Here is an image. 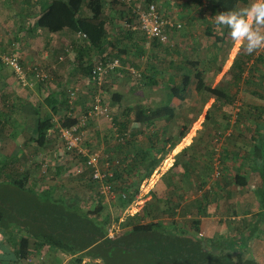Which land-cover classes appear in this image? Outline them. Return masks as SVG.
<instances>
[{
  "label": "trees",
  "instance_id": "obj_1",
  "mask_svg": "<svg viewBox=\"0 0 264 264\" xmlns=\"http://www.w3.org/2000/svg\"><path fill=\"white\" fill-rule=\"evenodd\" d=\"M116 1L49 0L47 2L46 0L45 2L44 0H38L35 4L38 7V9H35L37 12V18L34 22L35 28L48 33L70 31L82 37L85 44H79V47H76L77 52L75 51V61L77 65L81 66L80 74L84 78L69 85V88L64 86L62 89L61 86L59 89L65 93L58 90L59 96L61 93L59 99L61 100L64 96L65 101H57L58 95H56L54 96L56 104L51 105L52 113L56 114L58 108L62 107V109H66L67 114L59 117V123L51 119L50 114L42 119L37 117L34 127L36 137L33 140L36 142L37 147L40 148V152L43 153V147L46 144L45 137L49 135L52 138H56L59 148L62 149L61 155H65L68 159L71 157L72 166H80L81 172L72 175L69 172L72 167L69 163L71 166L67 167L69 177H73V180L77 179L80 183L85 184L86 187L94 186L96 190L97 185L91 179L93 168L91 166L85 167L87 158L78 155L75 150L67 151L64 149V145L58 135V127L70 129L73 126H77L78 132L82 133L83 144L90 153L95 152L90 147V145H93L92 141H96L99 144L104 139L105 143H108L113 138L93 133L95 131L90 129L89 122L96 116H86L85 121L80 124L82 116L86 115L91 106H93L92 97L99 92L90 80L91 66L94 61H104L105 59L108 61H112L113 59L119 60L120 68L109 71L107 77L121 71V74L124 72L133 81L140 82L142 79L146 80V84L148 85H157L162 80H167L169 83L166 87L168 90H166L165 97L168 99L174 98L183 102L189 99L195 91L203 93L207 98L213 99L214 103L222 102L225 105L232 106L237 100L238 95L237 91L228 90L227 85H224V83H219L213 88L205 83V71L200 69V63L197 60L187 58H183V61L182 59L179 60L178 63L182 64L183 70L179 73L177 80L174 79V76L156 78L155 76L162 72L158 71L160 65H151L149 62H147V65L150 66L148 68L149 71L139 72L138 63L134 62V59H139L143 54H147V51L138 43L150 41L152 45L159 41L157 39L147 40L139 34L136 35L132 32L127 26V23L131 22L135 17L130 7H125V12L117 13L113 17H110V14H105L110 6L116 4ZM140 1L141 6L145 7V5L151 3L157 5L163 0ZM208 1L212 4L210 7L212 15H219L221 13L226 15L235 11L238 4L246 5L248 3V0ZM172 2L177 7L185 3L182 0H172ZM83 9H86L88 14L82 13ZM159 10L164 15L165 12L160 8ZM108 21H112V24L116 26V34L114 33L115 31L113 32L110 29V32L115 34L114 37L109 36V30L106 31L105 25ZM123 23L125 26H123ZM166 30L168 33L172 30L174 32L182 30V25L179 29L176 27L169 29L166 26ZM205 35L212 39L213 44L216 46L215 48L219 49L228 36V32L225 30L223 33L218 34L211 30V28H206ZM125 40L132 43H125ZM136 41L138 43L134 46L133 43ZM130 45L133 46V52L136 55L133 57V61L130 62V66L126 68L121 64V56L128 54L127 48ZM166 50L164 54H167ZM92 52L94 56L91 54ZM2 53L6 54L4 51ZM148 55L151 54L149 53ZM153 57L155 56H149V61H153ZM208 60L215 62L216 56L211 54ZM237 60L238 58L235 57L231 65L232 69L235 68ZM18 62L24 66L21 59H18ZM163 62L165 65L167 64L163 69L173 66V63L165 60V58H163ZM159 63L162 64L160 61ZM0 67L10 68L1 60ZM130 68L138 76H131ZM219 70L220 68L217 67L216 71L218 72ZM242 73L243 69H240L237 70L236 74L231 76L233 83L238 84ZM254 79V75H249L247 82L249 84L254 83L253 86H257V81ZM48 80L49 78L46 76L40 83L48 82ZM81 83H87L88 89L92 88L89 91V94H91L90 103L82 113L79 115L76 113L75 115L72 105L82 92V88H80ZM110 83L111 80L109 83H104L103 88L107 89L103 90L101 88L99 95L104 98L106 101L104 103L108 106V115L115 131L117 144L114 150L108 146L107 152L102 149L96 151L99 152L98 163L100 170L107 175L110 174V176L106 177V182L112 185L111 188L116 194L115 201L118 203L120 214V212L134 202L135 196L138 194L140 181L148 178L161 160H147V153L143 152L140 148L142 145L139 146L140 150L138 154L136 153L139 155L138 159L130 158L124 151L126 141L135 131L138 133L151 130L155 121L172 119L175 109L168 105L159 107L154 105V107L149 108L133 105L132 107H125L119 113V110H121H118L121 104V95L109 90ZM76 87H78L76 98L71 103H68L69 93ZM28 107L33 111V114L38 116V111L34 107H30L29 105ZM236 108L238 111L234 115V122L242 120L244 117L240 115L241 105ZM203 120V123H211L213 129L214 127L223 129L213 135L211 132L212 136L222 134L228 128L230 122L229 117L226 116L223 119L224 122L221 123L215 114L209 110L205 112ZM131 122H133L132 125L134 126L129 125ZM5 128V125H1L0 127L1 144L4 141L3 135H6L4 134L6 132ZM185 128L180 130L178 135L173 138L163 133V143H169V148L174 146L176 141H179L186 135L188 127ZM227 136H231V133H228ZM158 137L156 132L155 134L152 132L146 137L149 142L147 149L151 151L155 150L159 142ZM219 140L220 137H215L212 140L213 145L219 144L216 143ZM209 142L211 143V141ZM209 142L207 143L209 144ZM97 144H95V147H99ZM188 151L190 152L191 148L187 147L176 155L174 164L178 165L179 156H184V153ZM211 153L206 154L201 152L198 155L199 157L195 156V152L185 154L186 157L183 158L184 161L180 164L182 165V169L178 174V180L173 181L170 175L172 185H166L167 190H170L174 194V197L166 198L162 194L150 191V200L144 203L137 215H126L119 219V214H116L114 221L118 232L114 236H109V229L111 227L113 230L115 229V227L111 226V215L106 212L105 206L97 203L100 197L98 191L95 194L96 196L98 195V199H96L94 207L86 208L81 200V195L78 193L64 196L57 193L54 186L47 187L46 185L38 189L34 186L26 185L25 181L15 180V178L9 177L8 174L0 172V264H34L35 254L43 247H47L70 258L66 264H81L84 260L92 261L94 264H264V260L254 259L251 254L248 245L250 235L246 236L237 232V234L230 236H199V218L207 215V207L213 203L212 200L214 201L216 199L215 196L218 194V192L213 193L211 189L203 190L207 184L203 175L207 172L211 173L213 169ZM252 154L254 155L255 151ZM13 156L18 155L13 154L10 157L0 155V165L5 166L6 160ZM254 157L252 156V159ZM186 158L187 160H185ZM192 160L198 161L201 164V173L189 167V163ZM44 162L45 157H41L39 159L40 167H42ZM222 162V158H219L217 161L219 168L216 173L217 177L213 181L215 185L220 183L223 171ZM47 166L48 162L46 168ZM144 166L147 170V173L144 175L133 173L139 171L140 168H144ZM58 167L60 169L63 168L61 165ZM193 177H196V180ZM23 178L22 180L26 179V177ZM233 180L238 186L247 184L244 176H239V174H236ZM183 183L188 184L187 189L181 186ZM201 191L202 193H200ZM254 194L259 203V210L263 212L257 214L255 224L244 227L250 231L249 234H252L256 230V227L264 220V187H258ZM196 195L197 197L190 198ZM90 198L92 196L88 199L90 200ZM115 201H110L109 203H115ZM187 213L193 214L188 218L185 216ZM29 257H31V260L27 262L26 259Z\"/></svg>",
  "mask_w": 264,
  "mask_h": 264
},
{
  "label": "crops",
  "instance_id": "obj_2",
  "mask_svg": "<svg viewBox=\"0 0 264 264\" xmlns=\"http://www.w3.org/2000/svg\"><path fill=\"white\" fill-rule=\"evenodd\" d=\"M37 1L38 0H33V1L30 0L28 3H26L27 0H24V4L25 3L26 4L23 5L22 0H18V4H20V7L16 11V13L14 12L7 13V11L5 12L4 11L5 5H3L2 2L0 3V24L4 25V26L0 25V43H15L16 44L13 47H11L12 46L11 44L7 45V47L2 45V47L5 49H2L1 52H3L4 50V52L6 53H16L17 55L20 56V59L22 63L24 64V66L28 67L29 65L31 66L36 65L38 67H41L42 71L46 73L47 78H49L48 82H45V83L33 81L31 82L32 83L31 88L28 87V88L23 89L18 86L17 79L14 76L10 68L0 67V97L9 96V93L11 92L10 96H13V98L15 99H19V103L22 106L29 105L30 107L35 108V104L32 101V99L38 100V103L41 102L40 104L47 106V109H45L44 112L41 114L39 113V110L35 108L38 111V116L35 115V118L32 120V122L34 123V127L36 124L37 117L42 119L48 114H50L51 119L54 120V115H57L59 113L64 114L65 112H67L66 109H62L61 107V108H58L56 114H54L51 112L52 111L51 105L56 104L55 97H54L56 95H58L57 101L59 102L65 101L64 96L63 98H61L62 101L59 99V97H61V93L59 96L58 90H60L59 88L61 86L63 89L65 84H67L68 86L66 87L69 88V83H70L69 81L74 80L77 82L78 80H81L84 78L80 74L81 66L77 65L75 61V56H76L75 51L77 52L76 47L78 48L79 44L81 45L85 44V41L82 39V37L70 31L48 33L38 28H35L34 22L37 18L35 4ZM44 1L46 2V0ZM48 1L49 0H47V2ZM182 1H184L185 3H183L182 6H179V7H177V5H173L172 0H163L162 4L160 3L157 4V6L160 9H162L163 12H165L164 14H166L167 16L170 14L172 15L175 14V16L179 19L180 23H182V30L175 31L174 33L170 32L168 34L169 39L167 41H170L171 37H173V35L177 32L176 33L177 35L175 34L174 42L166 43L169 47H167L166 44H161L162 47L159 49L160 44L157 45L155 43L151 45V43H138V41L133 43V45L136 46V43L140 44V46L146 49L147 53L153 47H155V49L159 51L157 53L159 54L158 55L159 58H161V55L163 54L161 49H163L164 52L166 49H168L169 50L168 57H170L171 54L178 55L179 59L177 61L183 58L181 53L179 54V52H182L183 49H185V47L187 51H189V53L193 57L208 58V56H210L211 54L213 56H217V53H216L217 51H214V50H218V48H215L216 46L214 44H212V48H213L212 51L207 52V51H199L200 47H196L195 45H193V43H189L187 45H184L185 43H181V42H187V43L191 42V37L189 41H186V40L189 35L193 34V31L191 30H195V28H197L198 26H192L189 28L188 26L196 24V22H199L202 19V16H205L207 14L206 12H203V11L201 12L200 9L202 10V8L198 7L199 3L200 4L204 3L206 0H182ZM14 2L15 1L13 0V3ZM87 12L88 11L86 9H83L82 11V13H85V14H88ZM105 14H110V17H113V15L117 13H115L110 6L106 10ZM4 16L7 17L6 22L4 20L5 19ZM112 23H113L112 21L106 22L105 28H106V31L109 30L108 31L110 34L109 36L114 37L117 30H116V26H114ZM110 29H112L111 31L113 32L115 31L114 32L115 34L111 33ZM205 31H206V28H204L203 34H205ZM205 36L206 38H209L207 35ZM125 43H132V42L125 40ZM127 51L129 52H127L128 54L126 56H121V59H122L121 64L125 66L126 68L130 66V62L133 61L134 59L133 57L136 55L133 52V46L131 45L130 47L127 48ZM155 52L156 51H154L153 49L154 54ZM91 54L93 55L94 53L92 52ZM152 56H155V55H152ZM158 57L157 56L153 57V61H149V63L151 65H154L155 58L158 61L159 59ZM143 58H144V54L139 58V61ZM163 58H165V60L168 61V58H166V55H163ZM174 58L171 59L172 61L171 60L169 61L174 62ZM183 60L184 59H182V61ZM148 67L149 66H147V70L149 71ZM221 72L219 73L221 74ZM244 76L245 74L241 76L240 81H243L244 78L248 80V77H244ZM52 77L58 79L56 80L54 84L53 82L52 84L50 82L53 79ZM128 79L131 80L128 75L126 76V74H124V72L123 74H121V71L113 74L112 78H110L111 83L109 84L110 86L109 90L114 91V90L120 89L121 92L119 91H115V92L121 95V101H122V95L123 94L125 95L126 92H128V89L130 88V87L127 88V86L123 87L121 84L124 81L127 82ZM174 79H176V77H174ZM256 81H257V84H256L257 86L253 88L244 89L243 87L241 88L239 86V84L240 85L242 84L238 83L239 87L232 89L233 92H236V91L238 92L237 100H241L239 104L241 105V108H242L240 115L244 117L242 118V120H238L236 122H234V120H231L229 122L228 128L230 129L228 133H231V136L224 137V139L222 140V146H221V152H220V155L223 161L222 162L223 171H222V175L220 178V183L215 185L213 182L214 180L211 179L212 181L207 182L206 186L203 188V190L211 189L213 190L212 191L213 193L218 192V194L217 196H215L216 199L214 201L212 200L213 203H211L207 207V210H206L207 215L201 216L199 218V221H200L199 227L200 229H202L205 222L207 224L210 222V219L211 220L216 219L215 217L210 218L211 217L210 215L218 216L216 221H214L215 225H214L213 230H211V227H208L210 230L209 232L212 233L211 235H206L208 237H213V236L218 237L220 235L230 236V235H233L235 232L245 234L246 236L250 235V238L248 239V245H249V249L254 259H257L260 256L264 255L262 254L263 252H261L262 250L257 251L255 248V246L260 247V244L262 243L261 241L264 239V220L256 227V230L252 234H249L250 231L244 227L245 226L248 227L252 224H255V222L257 221L255 217L257 216V214L263 212L259 210V203L254 194V192L258 189V187L259 188L264 187V90L262 91L261 84H260V78L256 79ZM73 82H71V84ZM135 83L136 82H134V84ZM80 85H81L80 88H82L80 99L78 100L76 99L74 101V104L72 105L74 107L73 113L75 115L76 113L77 115L82 113L90 103L91 94H89L90 93L89 91H91L92 88L88 89L87 83H81ZM227 86H230V84H227ZM256 87H260V89H256ZM227 89L229 90V88ZM60 91L62 93H65L62 90ZM85 95H88V96H85ZM40 98L42 100H40ZM166 99H167L166 100L167 102H164L161 105L169 102V107L174 108L172 103H174L176 99L174 98L173 99L166 98ZM85 100L87 101V103H85ZM212 102H213V99H212ZM151 107H154V106H151ZM31 113L33 114V111H31ZM119 113H121V111ZM25 119L26 118L24 117L23 121ZM132 123L133 122H131V124L129 123V125L134 126L132 125ZM175 123H178V125H182L181 118L179 114L176 112V110H175V113L172 119L170 120L161 119V120L155 121L153 123V126L151 127V130H148L145 132H138V133L135 131L134 134L130 135V137L126 141V144H125L126 146L124 148V151L130 158L132 157L134 159H138L139 155L137 154L141 148L143 152L147 153L146 154L147 160L148 159L149 160L161 159L159 164L155 167V169L158 168L157 169L158 172L156 173V170L154 169V171L150 174L148 178H144L142 180L143 182H147L150 178H153L152 175L154 174L155 176H158L157 179L162 180V177L166 174V172L172 166L174 162V157H176V155H178L183 149L187 147L190 148L191 140L194 138V137L193 138L190 137V134L185 136L184 138H181L179 141H176V144L172 146L171 148H169V145H170L169 143L167 144L163 143L162 135L163 133L166 135L165 133L166 129L169 130V134L167 135L168 136L170 135V137L173 138V137H176L175 136L176 127L182 128V126L181 127L173 126ZM89 124H90L89 125L90 129L95 131L93 133H99L100 136H104V137L107 135H109L110 137H113L110 140L111 142H108V143H105L104 139H102V141H100L99 144H97L96 141L94 143L97 144L100 147V149H102L103 151L107 152L108 146L110 149L114 150L115 145L117 144L116 143L117 141L115 139L116 135H115L114 128L111 125V120L104 118L103 116H99V117H95L94 119H92V121H90ZM152 132L154 134L156 132L157 136H159L158 137L159 142L156 145L155 150L151 151L147 149V144L149 142L147 141L146 137H148V135ZM170 132H172L173 134H170ZM194 134L196 133L194 132ZM46 138H48V140L49 138H51V140L54 139L49 135L46 136ZM2 143L4 142L2 141ZM207 145L212 146L213 144L209 142V144L207 143ZM139 146L141 147L139 148ZM208 146L206 148V151L204 152L200 149L198 150L197 147L192 145L193 148H191V152H195V156L197 157H199L198 155L201 154V152L208 154L209 153ZM38 150L39 152L37 153L38 154L41 153L40 148ZM254 151H255V154L253 155L252 152L254 153ZM21 154L22 152L17 154L18 155L17 157L18 158L21 157ZM10 156L12 155H9L7 157H10ZM252 156H255L254 159H252ZM167 160L171 162L166 163L167 165H165V161ZM24 164H27V163H24ZM27 166H28L27 169L31 171L30 165L27 164ZM161 168L162 170H160ZM133 173L144 175L145 173H147V170L144 166V168H140L139 171L133 172ZM236 174H239V176L241 175L244 176L247 184L243 186H238L237 184H235L234 183L235 181L233 179L236 176ZM166 175L164 176V178L167 177ZM20 177H28V172L26 171V174H23V175L20 174ZM193 178H195L196 180V177H193ZM29 183L30 181L28 182V184L26 183V185H29ZM185 184H186V187H185ZM30 186H34V185H30ZM183 186L186 189L188 188L187 183H184ZM152 191H155V189H153ZM200 193H202V191ZM250 195H252L253 199L251 201H248L247 199L250 198ZM150 197L151 196H147L144 199V202L145 201L147 202L150 199ZM193 197H197V195L191 196L192 199ZM139 209L140 207L138 209L134 208L133 210L134 212H136ZM191 214L193 213H187L185 216L190 218ZM233 229L235 231L234 233L231 232V230ZM45 254L55 255L56 253L54 254L52 250L46 247L45 248L43 247L40 251H38V253L35 254V256L36 257L39 256V258L41 259L42 258L41 255H45ZM69 259L70 258L66 257L63 260L62 264L66 263Z\"/></svg>",
  "mask_w": 264,
  "mask_h": 264
},
{
  "label": "rangeland",
  "instance_id": "obj_3",
  "mask_svg": "<svg viewBox=\"0 0 264 264\" xmlns=\"http://www.w3.org/2000/svg\"><path fill=\"white\" fill-rule=\"evenodd\" d=\"M15 2L13 3V0H0V3L2 2L4 6V11L7 13H16V11L19 9L20 4H18V0H14ZM30 0H27L26 3H28ZM33 1V0H31ZM110 1V0H109ZM112 1V0H111ZM116 1V0H115ZM259 2V0H248V3L246 5L243 4H239V6H237L236 10L225 15V17H227V19L225 21H218L216 19L217 15H212L211 14V3L206 0L204 3H199L198 7L202 8V10L200 9V11L202 12H206L207 14L205 16H202V19L199 22H196V24L193 25H189V27L192 26H198L197 28H195V30H191L193 31V34L189 35L186 41H189L190 37H191V42H181V43H185L184 45H187L189 43H193V45H195L196 47H200L199 51H207L210 52L212 51V44H213V40L210 38H206L205 34H203V30L204 28H211L215 33H223L225 30L226 32H228V36L225 38V40L223 41V43L220 46V49L216 50L217 52V56H216V61L215 62H210L208 60V58H197V57H193L189 51H187L186 47L185 49H183L182 52H179V54L181 53L183 58H187V59H191V60H197L200 63V69L205 71L204 74V80L205 83L209 84L210 87H216L219 83H224V85L230 84V86H227V88H229V90H232L233 88H237V87H243L244 89H248V88H253L255 86L254 83L253 84H249L246 80V78H244L243 81H238V83H241L242 85L233 83L232 81V75L236 74L237 70L243 69V73L242 76L245 74L244 77H249V75H254V77L256 79L260 78V84H261V88L262 91L264 90V45H262L261 47H259L258 49H256L255 51H253L251 54L248 53L245 50L244 44L246 45L248 43V40H234L233 36L234 35H240V28L241 26L245 23V21H247L249 24L252 25V32L257 33L258 36H264V23H260L258 21H253L252 20V15H251V10L257 5V3ZM25 3V4H26ZM160 4L163 3L159 2ZM158 3V4H159ZM209 3V4H208ZM22 4H24V0H22ZM125 7H127L126 5L120 3L119 1H116L115 5H112L111 8L115 13H120L122 11L125 12ZM11 9V10H9ZM36 9H38V7H36ZM4 12V14H5ZM172 15V14H170ZM175 15V14H174ZM164 16L166 17L167 15L164 14ZM185 16V15H184ZM5 17V22L7 17ZM204 17V18H203ZM177 18V17H176ZM200 18V17H198ZM178 19V18H177ZM179 20V19H178ZM1 25V24H0ZM182 25V23H181ZM4 26V25H1ZM110 26V25H109ZM233 28L236 29L235 33L233 32ZM174 33V31L172 30L171 33ZM177 33V32H176ZM175 33V34H176ZM175 34L173 35V37H171L170 41H166V42H156L157 43H173L174 42V38H175ZM177 35V34H176ZM169 39V38H168ZM146 43H150V41H147ZM12 45L11 47L15 46V43H0V53L2 49H5L2 47L5 46L7 47V45ZM159 45V44H157ZM167 47H169L166 44ZM162 47V45H159V49ZM153 49L155 52V54L153 53ZM14 50V49H13ZM4 51V50H3ZM161 51L163 52V54L161 55V58L158 57L159 54H157L159 51H157L155 48H152L147 54H144V58L141 59L139 61V59H134V62L138 63V67H139V72H143L145 70H147V62H149V56L155 55L157 56L159 59L157 61V63H155L156 61H154L155 64L160 65V68L158 71H162L160 72V74L156 75V78H162V77H167V76H174L176 77V80L179 76V73H181V71L183 70L182 68V64L179 62L178 63V59L179 56L175 55V54H171L170 57H168V53L169 50L167 49L166 51L167 54H164V50L161 49ZM180 51V50H178ZM151 55H148V54ZM16 54V53H14ZM184 54V56H183ZM190 54V55H189ZM17 55V54H16ZM163 55H166V58H168V61L173 59L174 57V62L173 66H171L168 69H163L164 67L167 66V64L165 65L163 62ZM174 56V57H173ZM190 56V57H189ZM17 57L20 59V56L17 55ZM209 57V56H208ZM238 58L236 64H235V68L232 69L231 65L232 62L234 60V58ZM182 58V59H183ZM155 60H157L155 58ZM176 60V61H175ZM61 61V60H59ZM159 61L162 62V64L159 63ZM172 61V60H171ZM169 65V64H168ZM31 65H29L28 67H30ZM25 68L27 66H24ZM219 67L220 70L217 72L216 68ZM150 68V66L148 67ZM157 71V72H158ZM222 71V72H221ZM221 72V74L219 73ZM260 75V76H259ZM112 77V75H110V77H107V80H110V78ZM222 77V78H221ZM53 78V77H52ZM56 78H53L50 82L53 84L56 82ZM74 80L69 81V85H71V82H73ZM133 80H129L127 82H123L121 85L123 87L127 86L128 92H126V94L122 95V101L121 104L119 105V111H123L125 107L129 106L132 107L133 105H139V106H143L146 108H149L151 106H158L161 105L164 102H167L166 100V94L167 93L166 87L168 86V82L167 80H162L161 82H159L157 85H148L146 84L147 81L142 79L140 82L137 81H133ZM222 81V82H221ZM18 82V81H17ZM49 82V83H50ZM58 82V81H57ZM134 82H136L134 84ZM73 83H76V81H74ZM72 83V84H73ZM131 83V84H129ZM108 85V84H107ZM18 86L21 88H25L23 86H21L18 83ZM32 84L30 86H26V87H30L31 88ZM65 86H68L67 84H65ZM117 89V88H115ZM256 89H260V87H256ZM103 90H106L105 88H103ZM111 91V90H110ZM114 91H119L121 92V90H114ZM164 91V92H163ZM11 93V92H10ZM6 96V97H0V127L1 125H5V131L3 135V139L4 143H0V155H17L19 153L22 152L21 157H17V156H13L10 159L6 160V165L1 166L0 165V172L2 173H6L8 174L9 177L11 178H15V180H20L22 182H26L28 184V182L30 181L29 185H34L36 188H41L43 187V185H46L47 187H52L54 186L55 191H57V193L64 195V196H68V195H73L78 193L79 195H81V200L83 202L84 207L89 208V207H94L96 199H98V195L96 196L95 194H97V190L96 188L91 186V187H86L85 184L80 183L77 179L73 180V177H69V173L67 171V167H69L70 165L72 166V161H71V157L70 159H68L65 155H61L62 154V149L59 148V145L56 141V138H54L53 140H51V138H46L45 143H47L43 149L44 152L42 153H37L39 152V148L36 145V142H34V138H35V133H34V123L32 122V120L35 118V114H32L31 111L29 110L28 105L22 106L19 103V99H15L13 98V96ZM88 96V95H85ZM165 98V99H164ZM77 100L80 99V96L76 98ZM75 99V100H76ZM40 100H42L40 98ZM74 100V101H75ZM2 101V103H1ZM32 101L35 104V108L37 110H39V113H43L45 109H47L46 105L40 104L38 103V100L32 99ZM87 101L85 100V103ZM241 102V100H236L234 105L232 106H228L225 105L222 102H212L211 98H207L203 93L200 92H193L192 96L181 102L179 100H175L173 104L176 112L179 114L180 118H181V123L182 125H178V123H175L173 126H179L182 128H177L175 130V136L178 135L179 131L184 129V127H188L187 131H186V135L190 134V137H194L191 140V144H190V148H193L192 145H194L195 147H197V149L202 150V151H206L205 149L207 148L208 145H206L207 141H211L212 139H214L215 137H220V140L216 143L219 144H215V145H209L208 150L209 152L211 151V155H212V159H213V169L211 171V173L207 172L205 175H203L204 179L206 180V182H211V178L213 180H215L216 173L218 170V164L217 161L220 157V152H221V141L222 139H224L225 136L228 135L229 129L227 128L224 130V132L218 136H212L214 133H216L217 131L223 130L222 128H217L213 126H211V123L205 122L203 123V119H204V115L205 112L207 110L211 111L212 113L215 114L216 118L222 123L224 122L223 119L228 116L229 120H234L235 118V113H237L236 111H238V109L236 107H239V103ZM163 105H168L169 106V102L165 103ZM161 105V106H163ZM67 112H65L64 114L59 113L57 115H54V121L56 123H59V117L61 115H66ZM230 115V116H229ZM233 115V116H232ZM24 117L26 118L24 121ZM192 119H194L192 121ZM191 120V121H190ZM172 126V127H173ZM185 128V129H186ZM194 132L196 134H194ZM212 132V135L210 134ZM166 135L169 134V130L166 129L165 130ZM170 134H173L172 132H170ZM34 135V136H33ZM195 135V136H194ZM109 136V135H107ZM184 136V137H185ZM110 137V136H109ZM183 137V138H184ZM51 140V141H50ZM12 141H14V143H12ZM189 141V140H188ZM211 143L213 144V142L211 141ZM93 145H90L91 149L96 150H100L99 147H95L94 142L92 141ZM206 146V147H205ZM214 151V152H213ZM189 152V151H188ZM188 152L184 153V156H179V163L178 165H175L173 162L172 166L169 168V170L166 172V178H164V176L161 179H157L158 176H153V178H150L147 182H141L139 183L138 186V194L135 196L134 202L127 207L125 210H123L122 212H120L119 214V210H118V203L115 201V203H109L106 198H104L103 196L99 197L98 200V204L103 205L106 207V212H108L111 215L112 218V225L113 227H115V229L112 232V236H114L117 232L118 229L116 228V223L114 221V218L116 216V214L118 215V218H123L126 215H137V213H139L142 209V206L144 205V199L147 196H150V191H152L153 189H155L156 193L162 194L163 197L166 198H173L174 194L171 193L170 190H167V186L166 185H171L170 183V175L172 177L173 181H177L178 180V174L180 172V170L182 169V165H180L182 163L183 158L186 157L185 154H189ZM210 155V154H209ZM208 156V155H207ZM37 157V159H36ZM41 157H45V160L48 161V166L46 168L45 175L42 174V170L39 164V159ZM14 159V160H13ZM169 159V158H168ZM176 158L174 157V160ZM187 160V158L185 159ZM202 160V159H200ZM171 161L167 160L165 161V165H167L166 163H170ZM202 162V161H201ZM27 163L30 165V169H27ZM70 163V165H69ZM63 166L62 169H60L58 166ZM70 166V167H71ZM189 167L191 169H195L196 171H198L199 173H201V164L198 161L192 160L189 163ZM158 169V168H157ZM156 170V173L158 172V170ZM162 170V168L160 169ZM26 171L28 172V177H26L25 180L23 177H20L19 175H23L26 174ZM157 175V174H156ZM220 177V176H219ZM29 180V181H28ZM184 184V183H183ZM183 188L184 186L181 185ZM186 187V184H185ZM200 194V193H199ZM90 196H92V198H90V200L88 199ZM151 198V197H150ZM191 198V197H190ZM95 199V200H94ZM253 199L252 195H250V198H248V201H251ZM150 200V199H149ZM148 200V201H149ZM144 202V203H143ZM161 205H163L161 203ZM140 207L139 210H137L136 212H134V208L138 209ZM210 218L215 217L216 219L218 218V216L215 215H210ZM179 217V216H178ZM216 219L211 220L210 222L206 224V222L204 223V226L202 229H200L199 227V236L202 235L203 237H205L206 235H211L212 233L209 232V228L211 227V230H213L214 228V221H216ZM115 232V233H114ZM231 232H235L234 229L231 230ZM220 233V232H218ZM223 234V232H222ZM234 234H237V232H235ZM219 235V234H218ZM208 237V236H206ZM262 243L260 244V247L255 246L257 251H261L263 252L262 254H264V239L261 241ZM47 248V247H46ZM53 251V250H52ZM55 255L53 254H45V255H41L42 258L40 259L39 256L34 258L33 263L34 264H62L63 260L66 258L65 256H63L61 253L53 251ZM260 261L264 260V255L260 256L259 258H257ZM66 264V263H64ZM68 264V263H67ZM81 264H94V262L89 261V260H84Z\"/></svg>",
  "mask_w": 264,
  "mask_h": 264
},
{
  "label": "built area",
  "instance_id": "obj_4",
  "mask_svg": "<svg viewBox=\"0 0 264 264\" xmlns=\"http://www.w3.org/2000/svg\"><path fill=\"white\" fill-rule=\"evenodd\" d=\"M120 3L130 7L132 12L135 14L133 20L127 23V26L132 30V32L136 35H140L147 40L157 39L159 42H166L168 40V32H166V26L169 29L176 27L179 29L181 27L180 21L176 18L175 15L164 16L160 12L158 6L155 3H151L145 5V7L141 6L140 0H118ZM126 24V23H125ZM123 26L124 23H123ZM18 57L14 53H0V60L8 65L16 77L18 83L23 86H30L32 83L38 81L40 82L44 78H46V73L42 71L41 67L38 66H30L24 68V66L20 65L18 62ZM116 68H120V63L118 59H113L112 61H108L105 59L104 61L98 60L94 61L91 66L90 71V80L93 82V85L98 89V94L92 97L91 108L88 110L86 115L82 116L80 124H82L86 116H103L104 118L110 119L108 115V106L104 98L99 95L101 92V88L103 89L104 83L109 81L106 79L109 71H113ZM130 75L138 76V74L130 68ZM30 74V76H29ZM78 91V87L72 90L68 96V103H71L76 98V93ZM104 100V101H102ZM104 103V105H103ZM58 135L60 140L64 145V149L75 150L78 155H82L87 158L85 167L91 166L93 168V172L91 175V179L97 185V191L99 196H103L106 198L108 202L116 200V194L112 190V185L106 182V177L110 176V174H105L100 170L98 159L99 152L95 151L90 153L87 148L83 144L82 133L78 132V127L73 126L70 129L58 127ZM47 162L42 164V172H45ZM72 175H76L81 172L80 166H72L70 171ZM113 228L109 229V236H112ZM31 257L26 259L27 262H30Z\"/></svg>",
  "mask_w": 264,
  "mask_h": 264
},
{
  "label": "clouds",
  "instance_id": "obj_5",
  "mask_svg": "<svg viewBox=\"0 0 264 264\" xmlns=\"http://www.w3.org/2000/svg\"><path fill=\"white\" fill-rule=\"evenodd\" d=\"M252 20L258 21L260 23H264V0H259L257 5L251 10ZM216 19L218 21H225L227 17L223 13L219 14ZM236 29L233 28V32L235 33ZM240 35H234L233 39L240 40H248V43L245 45V50L248 53H252L262 45H264V36H258L257 33L252 32V25L247 21L240 28Z\"/></svg>",
  "mask_w": 264,
  "mask_h": 264
}]
</instances>
